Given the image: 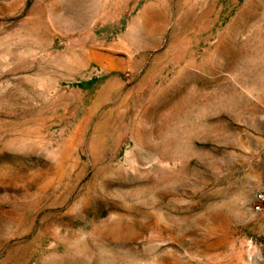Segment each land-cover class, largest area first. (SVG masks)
Returning <instances> with one entry per match:
<instances>
[{"label":"rangeland","instance_id":"obj_1","mask_svg":"<svg viewBox=\"0 0 264 264\" xmlns=\"http://www.w3.org/2000/svg\"><path fill=\"white\" fill-rule=\"evenodd\" d=\"M264 0H0V264H264Z\"/></svg>","mask_w":264,"mask_h":264},{"label":"built area","instance_id":"obj_2","mask_svg":"<svg viewBox=\"0 0 264 264\" xmlns=\"http://www.w3.org/2000/svg\"><path fill=\"white\" fill-rule=\"evenodd\" d=\"M256 201L255 208L261 209L264 206V191H260L256 194Z\"/></svg>","mask_w":264,"mask_h":264}]
</instances>
